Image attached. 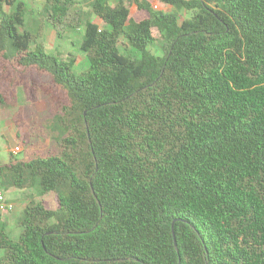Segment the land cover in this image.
Returning a JSON list of instances; mask_svg holds the SVG:
<instances>
[{
	"label": "trees",
	"instance_id": "16d2710c",
	"mask_svg": "<svg viewBox=\"0 0 264 264\" xmlns=\"http://www.w3.org/2000/svg\"><path fill=\"white\" fill-rule=\"evenodd\" d=\"M46 1L55 27L69 19L71 0ZM93 11L106 26L86 21L76 73L26 28L25 2L0 0V107H18L28 155L0 163V186L57 199H31L17 239L0 214V264H264V0ZM20 86L45 115L19 105ZM38 126L46 153L30 146Z\"/></svg>",
	"mask_w": 264,
	"mask_h": 264
},
{
	"label": "rangeland",
	"instance_id": "374dc122",
	"mask_svg": "<svg viewBox=\"0 0 264 264\" xmlns=\"http://www.w3.org/2000/svg\"><path fill=\"white\" fill-rule=\"evenodd\" d=\"M25 2L27 6L26 12V28L34 33L40 34L38 41L41 42L46 51L53 55L58 56L62 61L74 60L73 70L76 73H80L89 66V60L85 52L80 49L81 41L83 38L85 23L87 20H96L101 26L105 27L106 24L98 19L93 11V5L95 0H71L70 1V14L69 19H65L63 23H58V26L53 25V21L49 16L48 3L46 0H21ZM118 0H109L113 5ZM158 3V8L153 7L155 10L164 12H178L181 18H190L192 13L186 9L178 10L170 5L162 4L158 1H154L153 5ZM148 15L147 11L139 10L136 5H131V16L136 20H141ZM153 35L156 38V42L151 46V50L156 54H162L163 46L166 45V41L161 36V33L157 30H153ZM131 52L135 54V49H131ZM60 93L57 92V96ZM19 105L34 104L25 93L22 86L18 88ZM59 102L63 101V97L59 95ZM39 113L46 114L47 105L44 96L38 93V100L34 104ZM18 110L16 108L0 107V163H6L9 161L10 156L14 155L17 159H28V155L25 152V147L20 143L17 138L18 127L13 122L12 117ZM29 124V122H27ZM46 124V122H44ZM25 127V126H22ZM31 128V127H30ZM37 133L34 141L30 145L32 149L46 153L48 148L53 143V137L51 130L47 126H38ZM15 134L13 140H8L11 133ZM12 133V134H13ZM8 145V146H7ZM19 145L21 151L14 154L12 150L15 146ZM0 193H3L9 200L15 203V208L10 211H6L2 214V218L6 222L7 230L9 234L17 239L21 232V228L17 222L18 218L23 213L24 208L31 199L36 201H42L48 208L57 207V199L55 194L47 193L41 194L38 188L30 189H7L0 186ZM1 252V251H0Z\"/></svg>",
	"mask_w": 264,
	"mask_h": 264
},
{
	"label": "built area",
	"instance_id": "2783aa9c",
	"mask_svg": "<svg viewBox=\"0 0 264 264\" xmlns=\"http://www.w3.org/2000/svg\"><path fill=\"white\" fill-rule=\"evenodd\" d=\"M158 3H155L153 7L158 8ZM21 151L19 145L15 146L12 152L17 154ZM15 208V203L9 200L3 193H0V213L13 210Z\"/></svg>",
	"mask_w": 264,
	"mask_h": 264
},
{
	"label": "crops",
	"instance_id": "0c3cea01",
	"mask_svg": "<svg viewBox=\"0 0 264 264\" xmlns=\"http://www.w3.org/2000/svg\"><path fill=\"white\" fill-rule=\"evenodd\" d=\"M98 23H99V22H98ZM99 24H100V23H99ZM100 25H101V24H100ZM12 133H13V132H12ZM12 133H11L10 138H8V140H9V139H10V140H13V138L15 137V134H14V133L12 134ZM7 146H8V145H7Z\"/></svg>",
	"mask_w": 264,
	"mask_h": 264
}]
</instances>
